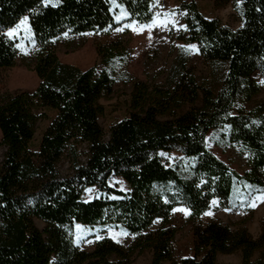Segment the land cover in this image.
I'll use <instances>...</instances> for the list:
<instances>
[{
	"label": "trees",
	"instance_id": "obj_1",
	"mask_svg": "<svg viewBox=\"0 0 264 264\" xmlns=\"http://www.w3.org/2000/svg\"><path fill=\"white\" fill-rule=\"evenodd\" d=\"M239 1L236 30L204 19L191 0L183 5L186 29L175 34L196 44L204 61L227 67L217 93L195 82L181 56L164 82L156 81L158 75L130 78L127 117L105 132L98 123L100 99L114 93L116 74L129 59L127 44L117 38L99 43V71L61 63L55 44L73 51L84 36L107 37L116 26L107 1L44 6L43 0H0V71L17 60L16 43L6 33L24 17L41 10L56 36V43L37 45L25 64L39 79L37 89L0 95V264H129L144 250L151 264H215L218 254L234 253L240 264H264V216L256 238L244 226L199 221L206 212L229 208L238 186L264 190V102L246 108L264 85V0ZM118 2L129 21L144 25L155 17L153 0ZM46 109L55 111L54 119L31 150ZM218 130L243 150L248 171L237 174L207 150L205 136ZM172 150L192 160L187 176L161 161L159 154ZM64 159L67 175L59 171ZM111 177L121 178L128 191L112 189ZM87 187L107 197L84 202ZM251 195L248 190L246 201ZM180 206L189 211L195 244L194 256L178 261L171 220ZM76 224L120 225L134 240L125 247L104 236L88 252L73 241Z\"/></svg>",
	"mask_w": 264,
	"mask_h": 264
},
{
	"label": "rangeland",
	"instance_id": "obj_2",
	"mask_svg": "<svg viewBox=\"0 0 264 264\" xmlns=\"http://www.w3.org/2000/svg\"><path fill=\"white\" fill-rule=\"evenodd\" d=\"M106 1L116 26L109 31L107 37L93 34L84 36L80 48L73 51L56 43L55 29L46 26V17L41 14V10L21 19L11 30L12 35L10 36L16 43L17 60L13 67L0 71V95L7 92L12 94L23 91L31 93L37 89L39 79L25 64L31 62V53L41 42L56 43L55 52L61 63L72 65L80 71L96 66L99 71L102 64L95 53V47L99 43L103 44L113 38L121 39L127 44L129 59L116 74L113 95L100 99L104 111L98 123L105 132L109 127L127 117L128 94L130 92L128 81L130 78L145 81L154 78V75H158L156 81L158 83L164 82L166 77L175 69L177 60L181 56L185 57L186 68L191 70L195 82L203 89L208 88L217 93L222 85L227 67L223 63L204 61L196 44H184L175 39V34L186 29L185 22H183L186 12L183 10V5L189 4L191 0H153V7L156 9L155 20L144 24H151V27L143 28L141 25L133 24V21L128 20V14L118 0ZM53 3L54 0H49V3L45 4L43 0L44 6H50ZM194 3L197 6V11L204 19L219 21L232 30H236L240 26L236 11L240 5L239 0H194ZM38 18L43 21L42 27L36 25ZM117 29L121 30L117 31ZM261 102H264V85L252 102L246 105V108H252ZM44 113L45 119L40 120L36 125L35 136L29 146L31 150H37L42 132L54 119L55 111L46 109ZM204 144L208 151L237 174L241 175L249 170L245 153L241 148L227 141L225 130L210 131L205 136ZM3 151L0 147V156ZM159 156L166 166L176 168L182 176L188 175V169L193 163L192 160L186 159L179 150L163 152ZM59 164L60 173L67 175L69 172L66 160H62ZM261 173L264 177V170ZM108 184L117 191L120 190L124 193L128 191L126 183L119 177H111ZM86 189L91 191L83 190L81 199L84 202L107 197L106 194L100 193L96 187H87ZM248 190L252 195L251 199L246 201L245 194ZM262 193L264 190L254 191L248 187L240 188L238 186L229 208L211 210L209 211L211 215L203 214L199 221L207 222L211 218H216L231 226H244L248 233L256 238L260 230L261 218L264 216V199H255V197ZM109 197L116 198L112 195ZM175 209L177 211L172 212L171 220L172 226L175 227L172 253L174 258L180 261L194 256L195 239L191 232L192 225L187 221L189 211L181 206ZM180 209L184 211H180ZM38 226L41 225L38 224ZM122 233H127V231L120 225L86 227L76 224L73 229V241L80 249L88 252L98 241L97 236L101 238L106 236L116 244L127 247L134 239L128 233L127 235ZM151 259L152 254L148 250L140 253L135 252L129 264H151ZM240 261V253L218 254L215 264H240ZM163 264L170 263L166 261Z\"/></svg>",
	"mask_w": 264,
	"mask_h": 264
},
{
	"label": "snow or ice",
	"instance_id": "obj_3",
	"mask_svg": "<svg viewBox=\"0 0 264 264\" xmlns=\"http://www.w3.org/2000/svg\"><path fill=\"white\" fill-rule=\"evenodd\" d=\"M57 2H58V0H57ZM44 3L45 4L49 3V0H44ZM53 6H55V5L53 4ZM153 19L155 20V17ZM21 23H23V21H21ZM132 23L135 24L136 22L133 21ZM143 27H151V24H149V25H141V28H143ZM119 30H121V29H117V31H119ZM6 35L11 36L12 32L9 31L8 33H6ZM85 191L87 192V191H91V190L90 189H85ZM255 199H264V193H262L260 196L255 197ZM215 203H216V201H212V204H215ZM250 206H254V205H250ZM173 211H177V209H173ZM180 211H184V210L180 209ZM185 214H187V213L185 212ZM205 215H211V213L210 212H206ZM77 227H79V226H77ZM122 234L127 235V233H122ZM96 239L99 240V239H101V237L97 236Z\"/></svg>",
	"mask_w": 264,
	"mask_h": 264
}]
</instances>
